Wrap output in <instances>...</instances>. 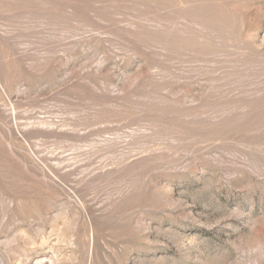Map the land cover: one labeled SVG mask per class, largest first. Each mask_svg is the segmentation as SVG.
Returning <instances> with one entry per match:
<instances>
[{
    "label": "rangeland",
    "instance_id": "obj_1",
    "mask_svg": "<svg viewBox=\"0 0 264 264\" xmlns=\"http://www.w3.org/2000/svg\"><path fill=\"white\" fill-rule=\"evenodd\" d=\"M0 264H264V0H0Z\"/></svg>",
    "mask_w": 264,
    "mask_h": 264
}]
</instances>
